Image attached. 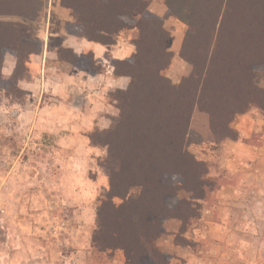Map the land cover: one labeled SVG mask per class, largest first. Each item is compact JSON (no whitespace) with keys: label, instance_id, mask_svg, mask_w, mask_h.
Wrapping results in <instances>:
<instances>
[{"label":"trees","instance_id":"obj_1","mask_svg":"<svg viewBox=\"0 0 264 264\" xmlns=\"http://www.w3.org/2000/svg\"><path fill=\"white\" fill-rule=\"evenodd\" d=\"M60 1L75 18L69 31L103 45L114 44L110 35L138 30L131 59H112L115 75L130 84L116 91L120 115L105 132L111 164L93 246L102 253L122 250L127 264H171L173 257L157 246L165 221L178 218L187 228L199 217L200 202L229 179L226 172L211 174L190 153L193 134L220 148L239 139L232 126L237 116L253 106L264 111V88L254 81L264 69V0H165L169 15L187 25L180 55L193 72L179 86L165 73L174 58L172 36L147 0ZM48 2L0 0V85L11 52L18 64L6 86L16 98L22 97L16 82L28 77L40 42L29 38L24 22L11 19L36 20Z\"/></svg>","mask_w":264,"mask_h":264},{"label":"rangeland","instance_id":"obj_2","mask_svg":"<svg viewBox=\"0 0 264 264\" xmlns=\"http://www.w3.org/2000/svg\"><path fill=\"white\" fill-rule=\"evenodd\" d=\"M60 9V0H49L47 11L42 12V20L49 21L54 33L65 28ZM11 20L24 22L29 38L38 41V19ZM134 30L110 38L116 40V45L120 36L133 43L138 35V30ZM173 40L169 50L174 54ZM54 43L58 45L60 39H54ZM60 54L64 59L76 60L65 48H60ZM177 60L165 73L179 86L190 77L193 67L187 61ZM81 62L91 65L89 56ZM106 63L112 65L111 56ZM254 81L264 88V69L255 73ZM11 85L17 94L14 83ZM116 91L110 88L104 92L100 100L106 103L107 110L100 111L89 122L75 123L68 117L53 125L42 121L36 130L19 125L11 115L6 120L0 113V264H127L122 250L102 253L92 242L101 195L109 183L111 161L105 132L120 115ZM209 101L205 100L207 107ZM49 114H44V118L53 119L54 115ZM232 126L240 132L238 140H228L217 148L193 134L189 151L214 175L226 172L230 177L226 164L251 169L253 175L247 179L256 180L257 196H264V111L253 106L246 115L237 116ZM237 174V179L242 180V172ZM183 196L189 194L185 192ZM246 242V263L264 264V243L258 250V240L249 237Z\"/></svg>","mask_w":264,"mask_h":264},{"label":"crops","instance_id":"obj_3","mask_svg":"<svg viewBox=\"0 0 264 264\" xmlns=\"http://www.w3.org/2000/svg\"><path fill=\"white\" fill-rule=\"evenodd\" d=\"M147 1L150 11L163 18L165 29L174 39L176 53L173 62H178L177 59L186 62L180 52L187 25L169 15L165 0ZM48 6L49 2L47 9ZM59 13L65 24L63 33H54L49 21L42 20V16L38 18L36 25L40 48L28 63V77L16 82L22 92L20 98H16L6 86L16 72L17 58L11 52L4 58L1 73L5 84L0 85V113L6 120L10 115V118L16 117L23 127H36L38 130L42 121L53 125L68 120V117L75 123L93 121L100 111L107 110L106 103L100 100L104 92L110 88L126 90L130 84L129 77L116 76L114 67L107 66L106 62L109 56L116 60L131 59L136 53L134 42H128L123 36L119 37L122 40L119 39L117 45L116 40L111 46L95 42L69 31V26L75 23L71 9L61 5ZM57 38L60 43L55 45L54 39ZM61 47L72 52L76 60L62 58ZM110 52L112 55L108 56ZM90 55L94 63H91V68L97 69L96 72L81 62ZM48 113L54 118L45 119L44 114ZM226 165L230 172L228 181L208 199L200 202L202 206L198 218L191 221L187 228L178 218L165 221V233L158 239L157 246L160 251L173 257L171 264H249L245 260V252L249 248L246 240L249 237L258 240L255 249H262L264 196H257V181L247 179L253 175L251 169ZM238 172H242V180L237 179L240 176ZM259 206L261 210L257 208ZM180 238L182 241H178Z\"/></svg>","mask_w":264,"mask_h":264}]
</instances>
